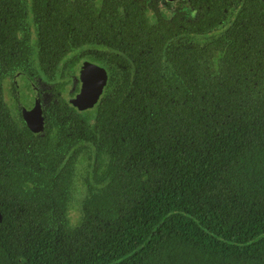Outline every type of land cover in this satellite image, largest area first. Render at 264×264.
I'll return each mask as SVG.
<instances>
[{
	"label": "trees",
	"instance_id": "trees-1",
	"mask_svg": "<svg viewBox=\"0 0 264 264\" xmlns=\"http://www.w3.org/2000/svg\"><path fill=\"white\" fill-rule=\"evenodd\" d=\"M239 3L205 46L157 35L93 125L36 140L0 75V264H264V0Z\"/></svg>",
	"mask_w": 264,
	"mask_h": 264
},
{
	"label": "flooded vegetation",
	"instance_id": "flooded-vegetation-1",
	"mask_svg": "<svg viewBox=\"0 0 264 264\" xmlns=\"http://www.w3.org/2000/svg\"><path fill=\"white\" fill-rule=\"evenodd\" d=\"M240 6L239 0H0V50L7 51L0 57L5 67L0 75L7 114L36 140L46 137L48 124L60 120L93 125L102 100L130 91L125 84L133 82L137 63L154 53L157 35L171 33L165 45L205 46L209 37L237 23ZM45 36L53 42L42 43ZM98 89L97 102L88 109L66 103ZM84 155L83 150L78 158ZM68 206L70 225H77L80 202Z\"/></svg>",
	"mask_w": 264,
	"mask_h": 264
},
{
	"label": "water",
	"instance_id": "water-1",
	"mask_svg": "<svg viewBox=\"0 0 264 264\" xmlns=\"http://www.w3.org/2000/svg\"><path fill=\"white\" fill-rule=\"evenodd\" d=\"M95 91H87V92H82L79 93L75 98H69L66 100V103L68 105H72V106H77L79 107V110H83V109H88L89 107H92L96 102L97 99L99 97L100 94V90L98 89L96 91V93H94ZM79 100H83V101H79ZM80 104H84L83 106H79ZM26 110V109H24ZM24 112V111H23ZM27 112H24V114H26ZM42 127V123H40V125L38 126V128L35 130L36 132L39 131V129H41ZM2 221V215L0 213V222Z\"/></svg>",
	"mask_w": 264,
	"mask_h": 264
},
{
	"label": "rangeland",
	"instance_id": "rangeland-1",
	"mask_svg": "<svg viewBox=\"0 0 264 264\" xmlns=\"http://www.w3.org/2000/svg\"><path fill=\"white\" fill-rule=\"evenodd\" d=\"M77 199H78V198H77ZM74 207H75V206H74ZM74 207H72L71 210H72ZM75 211H76V209L74 210V212H73V214H72V215H73V218L76 217V213H75ZM73 222H76V219H73Z\"/></svg>",
	"mask_w": 264,
	"mask_h": 264
}]
</instances>
